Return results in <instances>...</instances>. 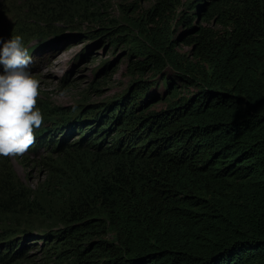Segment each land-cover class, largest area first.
I'll use <instances>...</instances> for the list:
<instances>
[{
	"label": "trees",
	"instance_id": "1",
	"mask_svg": "<svg viewBox=\"0 0 264 264\" xmlns=\"http://www.w3.org/2000/svg\"><path fill=\"white\" fill-rule=\"evenodd\" d=\"M181 3L160 0L137 23L140 39L127 42L141 58L134 69L161 76L166 91L157 97L140 82L130 110L116 115L130 148L68 205V224L90 229L73 264H264V0L226 6L218 29L174 14V26L186 28L185 51L176 28L161 23ZM158 100L162 108L151 109ZM50 130L35 133L30 147L57 145ZM10 181L0 176V205ZM4 239L1 264L25 255Z\"/></svg>",
	"mask_w": 264,
	"mask_h": 264
},
{
	"label": "rangeland",
	"instance_id": "2",
	"mask_svg": "<svg viewBox=\"0 0 264 264\" xmlns=\"http://www.w3.org/2000/svg\"><path fill=\"white\" fill-rule=\"evenodd\" d=\"M159 1L0 0V37H23L34 60L32 73L40 81L37 107L44 122L35 133L52 128L58 142L49 151L39 145L19 156L0 157V176L11 179L10 192H2L8 196L0 205V240L19 243L25 253L6 264L76 263V243L90 229L68 224L70 201L94 189L124 161L130 135L115 117L130 110L128 102L140 82L149 81V91L157 97L166 91L161 76L134 69L141 58L138 49L127 44L140 39L137 23ZM238 1L203 0L205 6L198 11L190 7L195 0H181L176 13L168 7L161 23L169 20L176 28L178 50L185 51L186 28L174 26V14L194 16L193 25L218 29L223 10ZM162 106L158 100L151 109Z\"/></svg>",
	"mask_w": 264,
	"mask_h": 264
},
{
	"label": "clouds",
	"instance_id": "3",
	"mask_svg": "<svg viewBox=\"0 0 264 264\" xmlns=\"http://www.w3.org/2000/svg\"><path fill=\"white\" fill-rule=\"evenodd\" d=\"M33 57L23 37H0V157L24 154L44 122L37 107L40 81L34 77Z\"/></svg>",
	"mask_w": 264,
	"mask_h": 264
}]
</instances>
